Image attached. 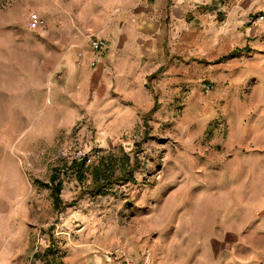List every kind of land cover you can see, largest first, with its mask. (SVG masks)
<instances>
[{
    "label": "rangeland",
    "instance_id": "rangeland-1",
    "mask_svg": "<svg viewBox=\"0 0 264 264\" xmlns=\"http://www.w3.org/2000/svg\"><path fill=\"white\" fill-rule=\"evenodd\" d=\"M33 1L0 0V245L8 251L1 264H122L115 249L144 264L152 248L166 264L181 262L199 227L206 166L232 168L241 161L264 171V28H257L264 19L245 22L264 15L262 9L246 4L236 30L254 31L245 44L238 36L227 42L218 29L227 0L200 4L193 33L183 30L175 44H162V58H177L178 65L171 59L160 70L168 71L167 91L156 92L146 81L159 102L138 124L116 123L111 96L104 94L74 124L55 129L65 119L62 110L51 111L45 87L44 102L37 101L33 61L18 60V51L30 47L23 41L31 35L19 24ZM77 151L108 164L115 181L102 193L87 191L93 178L76 179L70 165ZM52 173L62 182V201L75 200L61 211L52 205ZM260 197L258 211L232 207L230 223L246 216V229L243 237L232 236L231 250H219L222 264L263 263L251 253L264 244L255 227V213L264 214V191Z\"/></svg>",
    "mask_w": 264,
    "mask_h": 264
},
{
    "label": "crops",
    "instance_id": "crops-1",
    "mask_svg": "<svg viewBox=\"0 0 264 264\" xmlns=\"http://www.w3.org/2000/svg\"><path fill=\"white\" fill-rule=\"evenodd\" d=\"M21 1L16 0V3ZM211 1L213 0H34L32 10L19 24L22 31L31 36L30 41H23L30 47L23 48V53L18 51V60L33 61L31 66L35 70L34 77L37 78L35 83L40 87L37 101L44 102L45 87L51 95V111L62 110L65 119L55 129L74 124L89 108L102 103L104 94L111 96L112 116L116 123L121 126L135 125L143 120L146 112L152 110L155 102H159L156 95L145 86L146 81L151 82L156 92L167 91L168 71L160 70L172 58H162V44L166 40L169 45L175 44L183 30L193 33L192 29L201 20L199 5ZM227 2L226 19L218 29L224 32L227 42H231L233 36H238L237 39L244 40L245 44L246 41H252L249 37L254 31L249 32L250 27L245 28V31L236 30L247 13L246 4H251V11L257 6L264 13V0ZM31 11L45 20V27L28 26L26 19ZM187 16H192L189 23L186 21ZM257 25L262 31L264 22H258ZM211 26L217 29L215 23ZM89 31L107 41L99 62L92 67L88 65L92 51L85 38ZM172 60L177 66L178 59ZM43 102L39 104V108H42ZM206 167L207 188L202 189L198 200L202 205V212L198 215L199 227L197 232H193L192 242H187L191 253L184 256L181 262L171 264H222L217 255L219 250L224 253L231 250L232 236L243 237V230L246 229L242 223L246 216L239 219L238 225L230 223L233 219L232 207L239 205L246 211L250 206L251 212L260 210L262 197L259 196L264 191L262 168L251 170L249 165L241 161L239 166L236 164L232 168L210 164ZM204 169L201 165L200 171L204 172ZM249 183L261 185L250 187ZM204 205H207L206 211ZM221 206L224 208L222 211ZM261 214L255 213V221L260 222L255 226L256 237L264 236V214ZM254 242L256 244L257 241ZM115 251L113 257L119 262L129 254L121 249ZM251 253L256 254L254 258L260 259L264 264V257L257 256L264 253L263 241ZM7 258L6 246L0 245V264ZM107 259L110 260L111 256H107ZM147 263L166 264L162 257L160 260L157 258L153 248L151 252L148 251L144 264Z\"/></svg>",
    "mask_w": 264,
    "mask_h": 264
},
{
    "label": "trees",
    "instance_id": "trees-1",
    "mask_svg": "<svg viewBox=\"0 0 264 264\" xmlns=\"http://www.w3.org/2000/svg\"><path fill=\"white\" fill-rule=\"evenodd\" d=\"M85 161L86 157H83L79 160H73L70 165L71 170L78 181H82L87 177L93 178L95 180L94 185L87 191H89L92 195L100 194L103 192V188L106 185H109L113 181H115L111 178V170L108 169V164L104 160L90 163H85ZM57 175L58 174L56 173L51 174L50 183L48 184V186L51 189L52 205L54 209L57 211H61L66 206L75 204V200H71L69 202L62 201V198L60 196L62 182L61 180H56Z\"/></svg>",
    "mask_w": 264,
    "mask_h": 264
},
{
    "label": "built area",
    "instance_id": "built-area-1",
    "mask_svg": "<svg viewBox=\"0 0 264 264\" xmlns=\"http://www.w3.org/2000/svg\"><path fill=\"white\" fill-rule=\"evenodd\" d=\"M4 4L8 5L10 3V0H3ZM264 19V15L263 14H259L257 15L255 18L249 17L245 20L246 23H250V22H256V21H260ZM27 24L28 26H39V27H45V20L36 12L31 11L29 13V16L27 18ZM85 38L88 42V45L92 51V57L88 62L89 66H95L99 60H100V54L103 51V49L106 47L107 45V41L101 37L100 35H98L95 32H87L85 35ZM78 65H80V62H77ZM60 153L63 155H67L68 152L65 151V149H61ZM91 154L93 155H97L98 154V150H94ZM74 159H81L83 157H86V161L85 163H90L92 162L91 160V156L89 154L86 153H81V152H74L73 156ZM122 264H139L137 262H135L133 259H131L130 257H124L122 260Z\"/></svg>",
    "mask_w": 264,
    "mask_h": 264
}]
</instances>
